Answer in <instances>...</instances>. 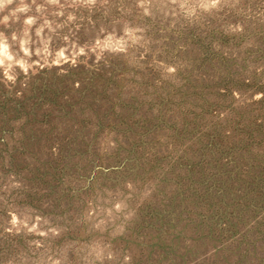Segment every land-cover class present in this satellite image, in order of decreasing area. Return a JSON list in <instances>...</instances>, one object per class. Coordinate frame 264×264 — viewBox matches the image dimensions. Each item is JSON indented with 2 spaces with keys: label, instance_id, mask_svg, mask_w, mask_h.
Segmentation results:
<instances>
[{
  "label": "rangeland",
  "instance_id": "374dc122",
  "mask_svg": "<svg viewBox=\"0 0 264 264\" xmlns=\"http://www.w3.org/2000/svg\"><path fill=\"white\" fill-rule=\"evenodd\" d=\"M3 16L0 264H264V200L240 206L263 173L264 139H241L263 105L264 0H14Z\"/></svg>",
  "mask_w": 264,
  "mask_h": 264
},
{
  "label": "trees",
  "instance_id": "16d2710c",
  "mask_svg": "<svg viewBox=\"0 0 264 264\" xmlns=\"http://www.w3.org/2000/svg\"><path fill=\"white\" fill-rule=\"evenodd\" d=\"M226 90L231 91L232 90V87H229ZM201 92H203V89H202ZM203 94L204 93H202V95ZM206 94H209V93H206ZM202 98L204 99V102H205V105L203 107H201L202 108V112H204L205 110H207L209 112V110H210L209 108L211 107L210 101H209V99L206 98V96H202ZM259 103H263V105L260 108V114L261 115H259V118H257L256 121L254 122L255 125H257V128H255V129L254 128L249 129V131L246 134L249 140L247 138L241 139V141L244 140V139L247 140L248 144H252V141L253 140H256V139L257 140H260V142L264 139V133H262L263 132L262 131V127L264 125V98L262 100H260ZM205 106H207V107H205ZM200 115L201 114H195V117H199ZM154 124L155 123L152 122V123H150V126L151 127L150 126L149 127L144 126L143 128H145V131H150L151 129H153L156 126ZM191 124H193V127H192V131L193 132L200 131V132L203 133V137H204L203 138L204 139L203 142H208L207 144H209L210 142H212L211 147L213 146V144H216L215 143V137L216 136L214 137V134L213 133H216L217 134V137H216V139L218 138L217 141L224 142V140H222L223 133H221V132L219 133V130L216 127L213 128V129L211 127V129H209L210 130V133H207L208 131L206 133H204L203 130L201 129V126H198V121L196 119L194 121H192ZM247 127L248 126L245 125L244 129L247 128ZM182 130H184V129H182ZM261 135L263 137H261ZM183 138H185V137H183ZM226 138H229V137H226ZM219 145H220L221 153L222 152H225L226 148H225L224 143L219 142ZM222 154H224V153H222ZM206 155H207L206 153H203V157L206 156ZM201 161H202V158L200 159V161L198 162V164L199 163H202ZM256 167H259V165L256 166ZM259 172H263V173H258V175H255V177L253 179V183H255L256 179H259V181L257 183L258 186L254 189L256 191L252 190V192H253L252 193V196L247 201L240 202L241 203L240 206H243V208L244 207H250L253 204H256V206H257L259 199L262 200V201L264 200V164H262V167H261V169H260ZM260 213H264V210L263 209L260 210ZM260 221H258V222L259 223H262V225H263V223H264V214H263V216H262V218H261ZM222 230L223 231L225 230L224 227H223ZM262 232L264 233V230H262ZM243 236H244V238L246 240H248L247 243L245 244L246 247H247V249H248L250 247L251 243H255V242H253L249 236H246V235H243ZM263 239H264V235H263Z\"/></svg>",
  "mask_w": 264,
  "mask_h": 264
},
{
  "label": "clouds",
  "instance_id": "9594fccd",
  "mask_svg": "<svg viewBox=\"0 0 264 264\" xmlns=\"http://www.w3.org/2000/svg\"><path fill=\"white\" fill-rule=\"evenodd\" d=\"M12 3H14V0H0V13H2L5 10V8L8 5L12 4ZM26 10H27L26 8H18L16 10V12H13L11 15L12 16H16L17 12H24ZM8 21H9V17L8 16H3V18L0 19V24H7ZM27 23L31 24L32 21L29 20V21H27ZM2 35L3 34H0V38H2ZM0 56H2L3 58H5V59H7L9 61L12 60V56L9 55V49H8V46H7V40L6 39H3V42L0 43ZM3 64H4V59H0V66H3ZM10 67L11 66H9V68ZM20 67L21 68L24 67L23 62H20ZM5 75H7V72L5 73ZM8 79L12 80L13 77L8 75Z\"/></svg>",
  "mask_w": 264,
  "mask_h": 264
}]
</instances>
